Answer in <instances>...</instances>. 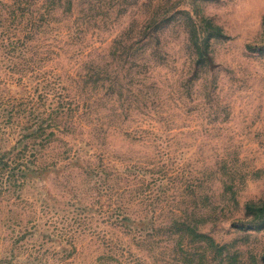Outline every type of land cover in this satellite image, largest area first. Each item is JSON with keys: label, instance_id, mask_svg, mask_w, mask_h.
Wrapping results in <instances>:
<instances>
[{"label": "rangeland", "instance_id": "374dc122", "mask_svg": "<svg viewBox=\"0 0 264 264\" xmlns=\"http://www.w3.org/2000/svg\"><path fill=\"white\" fill-rule=\"evenodd\" d=\"M245 4L0 0V264H264Z\"/></svg>", "mask_w": 264, "mask_h": 264}, {"label": "crops", "instance_id": "0c3cea01", "mask_svg": "<svg viewBox=\"0 0 264 264\" xmlns=\"http://www.w3.org/2000/svg\"><path fill=\"white\" fill-rule=\"evenodd\" d=\"M244 1L246 3L245 5H259V8H263L264 6V0H244Z\"/></svg>", "mask_w": 264, "mask_h": 264}]
</instances>
